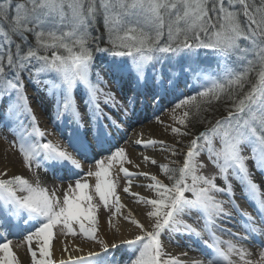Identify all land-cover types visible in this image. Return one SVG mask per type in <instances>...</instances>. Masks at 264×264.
<instances>
[{
    "label": "snow or ice",
    "instance_id": "obj_1",
    "mask_svg": "<svg viewBox=\"0 0 264 264\" xmlns=\"http://www.w3.org/2000/svg\"><path fill=\"white\" fill-rule=\"evenodd\" d=\"M100 19L106 47H101L100 35H93ZM98 53L111 57L105 68L114 82L150 86L154 101L162 93L177 97L169 110L174 122L170 130L177 138L191 134L185 129L193 120L205 122L203 114L213 111V105L225 106L226 116L191 139L182 166L158 165L171 184L156 174L130 171L126 164L136 169L140 165L123 147L95 160V170L89 168L87 178L68 183L62 196L42 179L41 169L52 172L53 179L58 170L76 176L83 168L78 157L87 158L96 146L104 150L112 135L109 128L119 127L105 108L127 114L116 94L101 87L107 81L95 65ZM208 56L214 64L206 62ZM25 73L37 86L44 85L55 105L56 122L70 129L67 145L42 142L48 133L31 107ZM5 99V117L16 137L11 143L30 176L0 172V264H22L15 249L25 244L30 264H119L110 249L120 245L132 254L126 264H264V248L253 261L245 247L251 237L264 236V189L248 164L251 160L264 174V0H0V103ZM136 143L145 148L159 144L160 151L178 154L175 145L164 141ZM201 154L217 174H202ZM143 162L157 165L151 156H143ZM121 173L126 179L123 193L148 207L150 230L131 209L123 211L127 206L117 192ZM133 177L151 181L141 187L155 198L132 192ZM233 180L256 216L240 209ZM230 208L239 213V222L233 223ZM101 209L108 212L109 224L120 217L140 234L109 245L98 236ZM22 233L23 240L14 245L9 237ZM177 235L201 243L205 255L185 261L169 254L162 236L171 241ZM68 236L98 244L99 251L85 252L80 245L70 250L62 244L67 258L54 260L53 240ZM73 251L80 254L73 256Z\"/></svg>",
    "mask_w": 264,
    "mask_h": 264
},
{
    "label": "bare ground",
    "instance_id": "obj_2",
    "mask_svg": "<svg viewBox=\"0 0 264 264\" xmlns=\"http://www.w3.org/2000/svg\"><path fill=\"white\" fill-rule=\"evenodd\" d=\"M105 80L107 81L109 87L111 88L112 92L116 94V98L118 101H122L124 103V107L127 109V114L125 115L121 109L119 108H105V111L116 120L117 124L119 127H110L109 131L112 133V135L108 138L109 142L105 144H110L111 142H115L118 138L119 135L122 132H125V134H128L129 140L133 147L130 149L129 153V158L132 159L135 164H139L140 168L136 169L134 164H126L125 166L129 168L130 171H141V172H149L151 174H159L160 170L158 168V165L161 164L163 159L165 158V152L160 151L161 145L157 144L155 148L149 147L145 148L142 144H137V140H144L147 141L149 139H155L158 141H164V138L161 136V129H163V123H165V120H169L170 117V111L162 115V117L159 119L160 122L153 121V122H148V123H142L140 121V116L141 113H138L136 115V110H140V112H143L144 104L147 102V99L149 97L143 98L140 97L138 98L136 96V92H142L145 90H151V87L149 88H138L134 82H128L127 80L124 81H113V78L110 77L107 73L105 72ZM29 86V85H28ZM34 86L30 85L27 89V93L29 98H31V107L34 111L35 117L39 123V127L44 130L48 135L50 140L53 142L55 141H60L62 144L67 145L68 144V135L70 132V129L66 124H58L55 120V107L51 105L48 102V105L44 104L43 101L46 102L48 95H44L42 98L44 99L42 103L40 102H33L35 99L33 96L34 93ZM38 88H36L37 90ZM129 98H131V103L129 102ZM129 104L132 106L136 107V110L131 111L129 108ZM154 104V103H153ZM152 108L148 109V113L150 110L153 109V107H157L159 105V101L155 102V106ZM83 110V108H81ZM142 110V111H141ZM145 115V114H144ZM148 116V115H145ZM109 122L106 120L105 124H108ZM129 124H132L131 130L129 129ZM0 129V172L4 171L7 169L8 171V176L13 175L19 168H21L22 164L17 162L13 158L12 154V148L11 145L8 143L7 139L2 138V133ZM64 136V137H63ZM69 150L72 151L71 147L69 146ZM98 150V146L90 148L91 152H95ZM143 156H151L157 160V165H152L150 163H145L143 162ZM79 158V157H78ZM83 162V161H81ZM84 166L86 165L85 163ZM59 171V170H58ZM41 177L43 180H47L50 175L53 173L52 172H44L43 169L40 170ZM151 181L145 179L144 177H133V183H132V192H137L140 193L141 195L145 196H150L152 197V193L149 192L146 188L141 187V185H146L150 183ZM261 186L262 189H264V180H259L258 182ZM126 185V179L124 180V184L122 188ZM121 188V189H122ZM121 201L124 203L127 208L126 209H131L133 213L136 215L137 219L141 221L145 225V227H148L151 224V221L146 217L145 213L148 209L147 206L137 203L136 198L123 193L121 190ZM251 207L252 204H250ZM124 209L123 211L125 214L127 213V210ZM237 211L234 210L232 213L233 216L235 217V213ZM239 216V214H237ZM236 219H238L236 217ZM237 220L233 221V223H236ZM233 223H226L224 226L229 228H232L230 226L233 225ZM139 229H137L135 226L131 225L129 222L124 221L120 217H115L112 220V223L109 224L108 222V217L103 218L102 220V227L101 231L99 232V237L106 240L109 245L112 243H117L120 244V241L122 240H127V239H132L136 235L139 234ZM254 241L255 240H260L261 242H264V236L257 237L253 236L251 237ZM178 243L175 241H169L168 243L165 242V248L166 250L175 256H179L181 260H189V259H198L201 256L205 255L206 249L199 244L191 243L188 242L187 240H176ZM62 244H67L69 246V249L71 250L72 247L75 245H80L81 247H84L85 252L89 250H94L97 251L99 248L98 244H89V242H79L78 240L72 239V238H66L61 240L58 238L57 242L53 245V251L57 259L61 258H67L68 253L63 252L62 250ZM191 245V248L189 247ZM247 247L250 252H251V257L250 259L253 261L259 260L260 256V250L258 251L257 249L251 248L250 246H245ZM196 249V250H193ZM19 252L22 254L23 251L19 249ZM187 253V255H180L181 253ZM73 256L79 255L80 253L78 252H72L71 253ZM117 258L122 257V253H117Z\"/></svg>",
    "mask_w": 264,
    "mask_h": 264
},
{
    "label": "rangeland",
    "instance_id": "obj_3",
    "mask_svg": "<svg viewBox=\"0 0 264 264\" xmlns=\"http://www.w3.org/2000/svg\"><path fill=\"white\" fill-rule=\"evenodd\" d=\"M109 61L110 60L105 61V62H98L96 64V67L100 69L101 74L103 76H105V72H106L105 66L109 63ZM104 79H105V77H104ZM24 85H25V91L27 93V89L31 85V83H29L28 80L25 79ZM101 87L104 88L105 91L111 90V88L109 87L108 83H107V86H105V85L102 84ZM36 88H38V89L36 90ZM182 91H184L185 93L188 92L187 89H182ZM44 95H46L45 90H44V85L43 84H41L39 86L36 85V87L34 88V93H33V96H35L34 97L35 99L33 100V102L34 103L35 102L42 103V101L44 100L42 97ZM27 96H28V93H27ZM136 96L138 98H140V97H143V98L149 97L147 99V102H145V104H144V108H143L144 110H143V112H140V110H136V107L135 106H132L131 104H129V107H130L129 109L131 111H134V110L137 111L136 112V115L138 113H141V116H140L141 119H140V121H142V123H148V122L156 121L157 120L156 117H159V119H160L162 117V115H164L165 113L169 112V110L174 106V101L177 98L175 95H163V93H162L161 96L158 97L157 100L154 101L153 98H152V90H145V91L142 90V92H136ZM31 98L32 97L29 98V96H28V99L30 101V104H31ZM47 98L48 99H46V102L43 101V103L46 104V105H48V102H49L51 105H53L55 107V105L52 103L51 97L49 96ZM79 98H80V94L78 93V99ZM156 101L157 102L159 101V105L157 107L154 105ZM7 103H8L7 99H5L3 101V103H0V122H2V123H0V129H1V131H3L1 133V135H2V138L7 139L8 143L11 145L13 158L17 162H19V163L22 164L21 168H19L17 170V172H15L13 175H23L25 177H29L30 176V171H29V169H27L23 165V163H22V157H21V154L18 151V148L14 147L12 145V143H11L16 137L13 135V133H12V131L10 129L9 123H8L6 117H5V108H4V105L7 104ZM152 104L155 107H153V109L150 110V112L148 113V109L152 108ZM81 108H83V105H81ZM212 108H213V111H209V112H206V113L203 114L205 121H207L206 119H211V117H214V122L211 125H209L208 128L212 127V125L215 124V122H216L217 119H219V118L227 115V111H226V108H225L224 105H221L220 107H218V106H215L214 107L213 106ZM144 114L145 115H148V116H145ZM165 121L166 122L163 123V129L160 130L161 131L160 134L164 138V142L167 145H175L176 146V149L178 151V154L177 155H171L168 151H164L166 156L163 159V161L161 162V164L162 163H169L170 164V167L177 168L179 166H182V164H183V161H184V158H185V154L187 152V145L189 144V142L191 141V139L194 136L198 135L200 132L204 131L205 128H202L199 132H197L193 128H191L190 127L191 124H189L188 128L185 129V130L186 131H189L191 134L189 136H183V137L177 138L176 136H174L171 133V130H170V126H174L173 120L170 118L169 120H165ZM131 126H132V124H129V126H128L130 130L132 129ZM176 126H178V125H176ZM178 139L180 141H182V142L178 143L177 142ZM47 140H50V139L45 136L44 141H42V142H46ZM119 147L125 148L126 151H127V153H128V155L130 153V149L133 147V145L131 144V142L129 140L128 134H125V132H122L119 135V138L115 142H111L110 144H104V146H103V149L104 150H101V148L98 147V150L97 151L91 152L90 149H89L87 158L79 157V159H81V161H83L82 163H85L86 165L84 166V164H83V168L81 170H77V175L76 176H70V175H68V173L66 171H58L57 174H56L57 175V178L56 179H53L52 178L53 175L51 174L50 177L47 180L45 179L44 181L46 182V184L49 187H57V189H58L57 190V195L58 196H62L63 195V192L67 188L68 183H70V182H73L74 183V179L75 178H87L86 177L87 170L89 168H93V170H95V168H94L95 160L101 159L104 156L109 155L110 154V151L109 150L115 151V149L116 148H119ZM217 147H219V143L218 142H217ZM244 154L245 155H249V152L246 150ZM200 160L205 165V167L201 170L202 171V174L208 175V176L217 174L218 170L208 160L206 154H201ZM248 164H249V168L254 173L253 179L256 182H259V180H262V179L264 180V174H262L259 171H256L254 169V166H253V163H252L251 160L248 161ZM157 175L159 176L160 179H162L164 181L165 184H171L172 183V181H170L167 177H165L161 172L159 174H157ZM61 177H63V178H61ZM124 180H125V178H124L123 174L121 173L119 175V177H118V182H119L120 187L117 188V192L119 194H121V188H122V186L124 184ZM89 182L90 183H93L94 182V178L89 179ZM216 183H217V185H222V181L220 179H217L216 180ZM232 183H233V185L235 187V200L239 204L240 209L241 210H246V211L252 213L253 216H256V212H255L254 208L251 207L250 206V203L242 196L240 186L234 180L232 181ZM152 194H153L152 195V198H155V194L154 193H152ZM219 198L220 199H227L226 196H219ZM126 210H128V209H126ZM234 210L235 209H231L230 208V211L232 213L234 212ZM237 214H239V213L238 212L235 213V218L237 217L238 219H236V220H237V222H239V220L241 218H240V215L238 216ZM108 215L109 214H108L107 211L101 209V211L99 213V220H100V230H99V232L101 231L103 218H107ZM195 215H196V213H193V216H195ZM135 217H136V215H135ZM185 219L188 221V223H194L195 226H197V227H200V225H202V221H200L199 224H196V222L194 220H192V219H190L188 217H185ZM230 227L233 228V225L230 226ZM146 228H148L150 230V225L148 227H146ZM228 228H229V226H228ZM233 231H241V229H239V228H233ZM139 234H140V232H139ZM217 234L218 235H221L224 239H229L230 238L228 235H226L224 233H217ZM23 235H26V233L20 234L19 237H17V236H10L9 238L13 239V242H14V245H15V244H17V243H19V242H21L23 240ZM98 236H99V233H98ZM67 238H72V239L78 240L79 242L82 243V240H81L80 237H75L74 238V237L68 236ZM205 238H207V237H205ZM178 239L179 240H184L185 239L188 242L195 243V244H199V245H201V247L203 246L198 241L189 239L186 236L182 237V236L177 235V236H174L171 241H176ZM57 240H58V238H55L53 240V242H52V252H53V259L56 260V261H59L60 259H57V257L54 254V251H53V245L57 242ZM162 240L164 242V247H165V242L168 243L170 241L167 238V236H162ZM85 242H87V241H85ZM245 246H250L251 248H254L255 247V249H257L259 251L262 248H264V242H261L260 240H255L254 241L251 238L249 241H246L245 242ZM19 249L23 251L22 254L19 252ZM19 249H15V250L17 251V254L20 257V259L22 261V264H30V253L27 252V245L25 244L23 247H20ZM97 251H99V249ZM110 251L116 257V259L119 261V264H126V262L132 256L131 252L127 249V246L126 245H120L116 249H110ZM117 253H122V256L123 257L122 258H120V257L117 258V256H116ZM171 255L172 256H175L173 254H171ZM250 257H248V258L250 259Z\"/></svg>",
    "mask_w": 264,
    "mask_h": 264
},
{
    "label": "trees",
    "instance_id": "obj_4",
    "mask_svg": "<svg viewBox=\"0 0 264 264\" xmlns=\"http://www.w3.org/2000/svg\"><path fill=\"white\" fill-rule=\"evenodd\" d=\"M97 28H98V31H93V35L96 36V35H100L101 36V40H100V44H101V47H106L108 46L107 43H106V33H105V29H104V26H103V22H102V19L98 20L97 22ZM28 39L31 41L33 39V37L29 34L28 36ZM203 55V53H202ZM107 60H111V57L108 56L107 54L105 53H98L96 54V57H95V65L98 63V62H105ZM206 62L207 63H211V64H214V59L211 57V56H208L206 58ZM24 75V79L27 78V74H23ZM24 79H23V82H24ZM29 80V79H28ZM30 81V80H29ZM221 105H223L222 103H218V104H215L213 105L214 107L215 106H218L220 107ZM212 106V107H213ZM207 121L208 120H211V123H207V121L203 122V123H199L197 122L196 120H193L192 122H190V127L193 128L195 131L199 132L202 128H206V127H209V125H211L213 122H214V117H211V119H206Z\"/></svg>",
    "mask_w": 264,
    "mask_h": 264
}]
</instances>
